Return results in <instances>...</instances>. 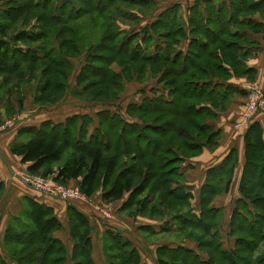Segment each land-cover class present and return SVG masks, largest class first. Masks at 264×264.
<instances>
[{
	"label": "trees",
	"instance_id": "16d2710c",
	"mask_svg": "<svg viewBox=\"0 0 264 264\" xmlns=\"http://www.w3.org/2000/svg\"><path fill=\"white\" fill-rule=\"evenodd\" d=\"M118 1L135 3L4 1L0 7V87L38 78L35 103L53 105L67 92L70 65L66 57L78 56L86 49L87 61L77 76L80 90L76 94L105 105L95 117L77 113L60 122L45 120L20 129L11 152L27 164L29 173L50 176L62 184L75 180L88 198L99 190L109 203L125 197L120 210L130 214L162 217L161 208L173 212L176 232L193 236L197 250L159 245L154 254L156 264H264V255H254L264 239L261 125L252 121L244 133L239 195L227 223L214 201L231 189L237 150L232 148L219 164L207 169L196 203L181 168L204 148L218 145L220 130H214L209 122L216 120L236 95H247L245 89L228 81L232 77L254 79L255 70L247 64L251 41L243 38L241 31H264L262 24L250 18L261 12L264 0H195L185 22L177 5L166 8L145 29L142 42L147 45V36L156 34L167 49L179 46L173 55L160 49L154 54L135 52L131 43L137 34L119 39L113 28L114 16L106 12L108 5ZM146 1L138 0L136 5ZM32 20H36L38 31L25 29L26 25L33 28ZM19 24L23 28L14 32ZM39 40H44L43 48L32 45ZM113 62L123 68L125 78L129 73L138 77L152 70L162 89L158 93H153V88L149 93L142 89L141 100L111 107L123 90L122 73L111 69ZM22 137L26 139L20 140ZM129 152L136 162L127 165ZM3 193L0 180V200ZM25 205L21 214L26 221L20 223L14 217L4 230L3 245L12 260L17 264H67L70 257L73 264H95V227L83 212L73 205L66 209L72 242L69 256L65 243L54 236L64 227L54 209L29 197ZM225 224L226 235L233 241L228 246L223 242ZM150 228L142 227L145 231ZM170 230L164 224L162 231ZM102 241L108 264H141L139 250L121 233L107 229ZM0 264H8L1 254Z\"/></svg>",
	"mask_w": 264,
	"mask_h": 264
},
{
	"label": "crops",
	"instance_id": "0c3cea01",
	"mask_svg": "<svg viewBox=\"0 0 264 264\" xmlns=\"http://www.w3.org/2000/svg\"><path fill=\"white\" fill-rule=\"evenodd\" d=\"M194 2L195 0H178L173 2L174 4L172 5L178 6L179 15L182 16L184 22L189 15L188 9L194 4ZM250 18L255 22H259L264 27V8L261 12H256ZM241 33L243 38H248L249 41H251V57L248 59L247 64L255 70V82L260 84L264 89V31L261 33L246 29L242 30ZM228 82L242 89L250 84V81L245 77H232ZM31 91H27L26 88L25 90H22L20 84L16 86L14 83L7 87H0V180L4 183V193L0 200V248L4 247L3 235L5 227L9 223V219L17 217L21 213L24 207L25 198L29 197L38 202L45 203L54 209L57 219L64 226L62 230L56 231L54 236L62 240L67 249L70 250L72 242L69 238L67 228V206H75L79 211L83 212L88 217L90 223L93 224V215L97 214V210H95V207L91 204L92 201H95L93 200L94 198L91 197V202L88 200L66 202L58 198L42 196L25 186L19 179L18 173L23 172L25 169L27 170V164L21 163L20 158L11 152L10 146L17 139L18 131L24 127L37 126L45 120L60 122L66 117L79 112L74 110L70 113L57 115L58 110L56 108L47 110L40 109V111H38V109L31 103ZM243 98L245 97L236 95L232 99L231 106L225 112L220 113L216 120L209 122L214 130H220L218 145L215 148H204L200 155L185 160L181 166L185 175L186 184L189 186L199 184L197 191L204 182L207 169L219 164L226 154L232 148H235L237 150L238 164L235 168V175L230 190L236 192V197L239 195L238 183L245 162L244 133L252 121H257L261 125L264 139V109L258 111L254 118L243 126L244 123H242L241 117L242 105L245 102V100L243 102ZM24 139L26 138L22 137L20 140ZM193 172H195L194 175ZM72 181L73 180H70V183H73ZM124 199L125 197L119 201L111 202L110 204L113 205L119 203L117 206L120 208ZM224 218L227 223L228 217L225 216ZM125 221L126 219L109 220V224L99 227L97 233L102 235L107 229H112L113 231L120 230L122 234L124 232V235H127L132 239L134 246L140 250L139 239L134 236L135 234H131L126 230L128 228H125ZM140 225L143 227L152 224L149 221L142 222ZM93 236L94 235H92L94 258L95 239ZM1 252L2 251H0V254ZM151 261L152 264H156L155 259H151ZM95 264L97 263L95 262Z\"/></svg>",
	"mask_w": 264,
	"mask_h": 264
},
{
	"label": "rangeland",
	"instance_id": "374dc122",
	"mask_svg": "<svg viewBox=\"0 0 264 264\" xmlns=\"http://www.w3.org/2000/svg\"><path fill=\"white\" fill-rule=\"evenodd\" d=\"M4 1L5 0H0V7L4 6L3 5ZM174 1H178V0H147L146 3L142 4L141 6L136 5L139 3L138 0H135V3H133V4L118 1L116 3L115 2L111 3L110 6L108 5L107 8L109 10H107L106 12L109 13V11H110V13L113 14V16H114L113 17L114 18L113 28L118 31L119 39L125 38L127 34H130V35L137 34L136 39L133 38L132 43H131L132 49L135 50V52L140 51V53L142 52V53H148V54L153 53L154 54V52H156L157 49H160L161 51H164L163 53L167 52V53L173 55V52H175L179 46L173 45V47H172L173 49H169V48L167 49L165 46V41L156 34H153L151 36L150 35L147 36V38L149 39V41L147 42V45H145L142 42V38H143V36H145V29H149L148 27L154 22L155 18L159 17L158 14H160V12L166 10V8H168V7L173 6L172 4H174L173 3ZM143 2H145V1H143ZM246 14H249V16H251V14L248 12H246ZM30 24H33L32 25L33 28H31L30 25H26V26H28L25 28L27 31H32V30L38 31V28H37L38 25H36V26L34 25V24H37L36 20H32L30 22ZM22 28H23V25L19 24L14 32H17V31L21 30ZM162 30L163 29L159 30V32H162ZM92 44L94 45V42ZM217 44H219V43H217ZM32 45L39 46V47L43 48L44 40H39ZM54 47H57L56 42H54ZM181 48L184 49V46H181ZM87 56H88V52L86 51V49L85 50L83 49L80 51V55H78V56L66 57V59L69 61V65H70L69 75H68L67 80H66L67 92L62 97V99H60L57 103H54L53 105L40 106L37 103H35L34 98H35V95L37 92V87L39 84L38 78H31V79L29 78L26 82L19 83L20 87L22 90H25V88L27 91L32 90L31 91V94H32L31 103L35 106V108L38 109V111H40V109H42V110L46 109L47 110V109H55L56 108L58 110L57 115H59V114L70 113V112L76 110L80 114H86V115L89 114V115H92L93 117H95L96 111L105 108V105L101 104L100 102L95 103L92 101L84 100L82 98H79V96L76 94V92L78 93V91L80 90L78 85H77V76L79 75L83 64L87 61ZM111 69L116 73H120V74L122 73V77H123L122 78L123 90L119 94L118 98L116 100L112 101V103H110V104H112L110 106L113 108H116L117 106L124 107L127 103L141 100V97H142L141 90L142 89H144L145 92H147V93H149L148 90L149 89L151 90L152 88H153L152 89L153 93H158L157 90L162 89L161 88L162 84L160 83L161 85H158L156 82V79H158L157 74L156 75L153 74L152 70H147L145 73H143L142 75H140L138 77L134 73H129L127 75V77L125 78V75L123 74V68L118 63L113 62L111 64ZM249 83H250V85L251 84L256 85L257 87H259L260 89H262L264 91L262 86L260 84L256 83L254 79L252 81H250ZM7 86L8 85H6L5 87H7ZM246 92H247V90H246ZM82 97L84 98V96H82ZM244 100H245V102H244ZM248 100H249V97L247 94L245 96V98H243L244 103L242 105L241 115L244 113V110H246L245 105H246ZM255 100L257 103H259L261 101V98L258 99L256 97ZM231 102L228 105L227 109L231 106ZM227 109H225L221 113L225 112ZM242 123H244L243 126H245L247 122H246V120H244L242 118ZM92 128H93L92 126H89L88 127L89 131H92ZM129 153H130V156H125L126 160H127L126 162H128L127 165H129L132 162L133 163L136 162L135 161L136 157L134 156V154L131 152H129ZM195 157H197V156H195ZM27 172L28 171L25 169V170H23V172L18 173L19 179L21 177V176H19L20 174L27 173ZM194 173L195 172H193V175H194ZM35 175L44 177L46 179H51L50 176L45 177L42 174H35ZM72 182L73 183H70V181H68L67 184H65V185L77 186L76 185L77 183L75 180H73ZM198 185L199 184L192 185V186L188 185L191 188V191L195 197L192 200L193 203L197 202L196 196H197ZM101 194H102V191H100V190L97 191L92 196L94 198L93 200H95V201L94 202L92 201V203H91L92 206L95 207V210H97V214H94L93 218H92V220H93L92 225L95 227L94 232H93V235H94L93 237L95 239L94 261L97 264H108V261L106 259L105 247H104L103 241H102L103 233H102V235H100L97 233L98 232L97 230L99 229V227L108 225L109 220L113 221L114 219H120V220L126 219L125 228H128L126 230L129 231V233H131V234H135L134 236L139 239V246H140L139 251L141 253L142 264H150V263L152 264L151 259L154 260L155 249L158 245H169V246L184 245V246H187V247H190V248L197 250V248H196L197 244L194 241L193 236H189L186 234L183 235V233L176 232L174 225H177L178 222H175V221H174L175 223L173 222L172 219L174 218V215H175L173 212H169V211L161 208V212L164 213L163 214L164 217L163 216L162 217H149V216H142L141 214H132V213L130 214V212H128L126 210H124V211L120 210V208H118V206H117V204H119V203L112 205L109 202H106L105 200H103L101 198ZM235 198H236V192L234 190H230V192L223 194L219 197H216L215 201H214V205L223 210L224 217L225 216L229 217L230 210L232 209ZM99 199H100V201H99ZM84 200H88L89 202H91V197L90 198L86 197V199H84ZM79 201H81V200H79ZM24 205H25V203H24ZM25 207H26V205H25ZM23 210L24 209H22V211ZM182 210H184L183 212H185V208ZM22 211H21V213H22ZM101 212L108 213V216L107 217L103 216ZM21 213L17 216L20 223H22L23 221H26V218L24 216H22L23 213L22 214ZM141 220H142V222H149V221L151 222L152 225H149L151 227L150 230L145 231L142 229V227L140 225V223H142ZM9 222H11V219H9ZM164 224H168V226L170 227L171 230L170 231H162ZM138 225H140V226H138ZM226 225L227 224H225V228L222 229V233H223V242L225 243V246H228L233 241L228 239V237L226 235V229H227ZM115 232H119L122 234V232L120 230L115 231ZM62 235H63V233H62ZM122 235L124 237H126L128 240H130L131 243L134 245L133 240L130 239L127 235H124V232ZM0 249H1L0 251H2L1 252L2 257L5 258V260L8 262V264H17L16 261L12 260L7 255L4 247L0 248ZM68 251H69L68 254L70 256L71 249ZM200 254L202 256L205 255L202 252H200ZM254 255L260 256V257H262L264 255V239L258 245V248L255 250ZM68 259L69 260L67 261V264H73V262L70 260V257H68Z\"/></svg>",
	"mask_w": 264,
	"mask_h": 264
},
{
	"label": "built area",
	"instance_id": "2783aa9c",
	"mask_svg": "<svg viewBox=\"0 0 264 264\" xmlns=\"http://www.w3.org/2000/svg\"><path fill=\"white\" fill-rule=\"evenodd\" d=\"M245 89L247 90L249 100L245 105L246 110H244L241 117L248 123L258 111L264 109V91L254 84H249ZM256 97L258 99L261 98L259 103L256 102ZM19 176H21L20 180L25 186L42 196L58 198L66 202L86 199V196L80 191L78 186L65 185L28 172L22 173ZM101 213L105 217L108 216L106 212Z\"/></svg>",
	"mask_w": 264,
	"mask_h": 264
}]
</instances>
